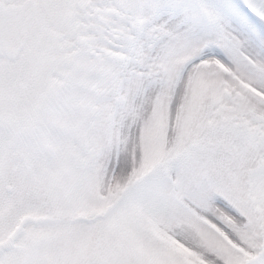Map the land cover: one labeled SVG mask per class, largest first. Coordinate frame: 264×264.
Segmentation results:
<instances>
[{
    "label": "snow or ice",
    "instance_id": "1",
    "mask_svg": "<svg viewBox=\"0 0 264 264\" xmlns=\"http://www.w3.org/2000/svg\"><path fill=\"white\" fill-rule=\"evenodd\" d=\"M0 264H264V0H0Z\"/></svg>",
    "mask_w": 264,
    "mask_h": 264
}]
</instances>
